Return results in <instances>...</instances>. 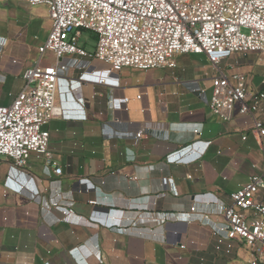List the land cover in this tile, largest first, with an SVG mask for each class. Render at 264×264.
Returning a JSON list of instances; mask_svg holds the SVG:
<instances>
[{
    "label": "crops",
    "instance_id": "1",
    "mask_svg": "<svg viewBox=\"0 0 264 264\" xmlns=\"http://www.w3.org/2000/svg\"><path fill=\"white\" fill-rule=\"evenodd\" d=\"M48 24L39 27L48 32ZM20 34H0V106H9L21 90L22 72L36 63L34 53L42 45L35 50ZM91 36L89 50L95 44ZM174 60L176 68L165 69L157 80V70L124 68L117 87L87 81L65 93L66 115L81 98L86 119H54L45 126L48 150L62 174L48 176L42 161L34 155L28 159L25 171L44 189L40 201L6 190L10 162L0 163V264H98L94 256L101 264H199L200 259L203 264H247L242 245L229 255L215 252L211 229L224 221L214 215L206 223L198 213L215 209L205 206L209 200L229 203V194L250 176L264 177V137L256 140L241 117L226 123L210 111L211 68L204 55ZM228 61L234 68L227 71L244 73L252 88L259 86L263 78L257 83L248 61L236 55ZM89 65L85 71L106 68L97 60ZM82 72L69 70L66 77L78 80ZM191 87L204 90V97ZM144 124L151 127L149 136L135 139ZM244 134L247 140L241 141ZM195 141L196 150L210 145L195 161L178 162ZM56 194L63 206L72 200L75 215L89 223H53L60 215L48 213L43 202ZM192 201L196 214L186 222L178 214L189 212Z\"/></svg>",
    "mask_w": 264,
    "mask_h": 264
},
{
    "label": "built area",
    "instance_id": "2",
    "mask_svg": "<svg viewBox=\"0 0 264 264\" xmlns=\"http://www.w3.org/2000/svg\"><path fill=\"white\" fill-rule=\"evenodd\" d=\"M5 2H21L30 8L45 6L50 22L46 40L37 50V62L22 72L21 90L9 106H0V163L10 162L6 190L40 201L44 192L40 179L25 171L32 155L42 161L48 176L62 174L48 150L50 135L45 126L54 119H86L81 98L74 102V111L68 110L73 117L66 115L63 100L70 89L77 91L87 81L117 87V74L124 68L174 70L177 55H204L211 68L210 111L226 123L241 117L246 131L256 140L264 137V79L252 88L246 74L227 71L234 68L227 64L232 55L256 54L264 62V0H0ZM82 32L95 37L93 50L79 42ZM2 47L0 43V56ZM48 52L54 57L53 63L43 61ZM91 60L106 68L85 71ZM71 68L83 70L78 80L67 79ZM190 91L205 95L198 87ZM158 96L163 97L164 91ZM123 102L128 99L123 98ZM150 129L145 124L140 126L134 138L147 139ZM193 133L200 135L198 129ZM246 140L247 135H242L241 141ZM196 144L192 142L188 154L178 162L195 161L210 145L205 143L196 150ZM63 201L56 194L43 202L48 213L57 211L60 215L53 223L88 222L75 215L72 200L64 206ZM192 203L189 212L178 214L186 222L196 214V204ZM204 204L215 209L198 213L201 220L208 223L216 215L224 221L211 229L216 238L215 252L229 255L235 245H242L249 254L247 264H264V177L250 176L245 185L229 194L227 204L217 200ZM94 258L101 264L98 257Z\"/></svg>",
    "mask_w": 264,
    "mask_h": 264
},
{
    "label": "rangeland",
    "instance_id": "3",
    "mask_svg": "<svg viewBox=\"0 0 264 264\" xmlns=\"http://www.w3.org/2000/svg\"><path fill=\"white\" fill-rule=\"evenodd\" d=\"M40 23L49 26L47 21V9L45 6H37L34 8L28 7L25 3L21 2H5L0 3V34H19L21 33V40L32 46L33 49L40 44H43L47 37V31L40 28ZM25 29V30H24ZM92 34L89 32H82L79 42L84 43L87 49H91ZM36 57L33 60L37 62L39 55L35 52ZM242 62L248 61L252 65V75L256 78L257 83L260 79H264V62L259 60L258 55L250 54L246 57L238 56ZM43 61L45 63H53L54 57L51 53H47ZM250 61V62H249ZM233 64L232 61L227 64ZM228 69L227 67H225ZM70 70H73L72 68ZM156 78L164 77L163 72L165 69H156ZM151 72V71H148ZM235 264H246L244 262H236Z\"/></svg>",
    "mask_w": 264,
    "mask_h": 264
},
{
    "label": "bare ground",
    "instance_id": "4",
    "mask_svg": "<svg viewBox=\"0 0 264 264\" xmlns=\"http://www.w3.org/2000/svg\"><path fill=\"white\" fill-rule=\"evenodd\" d=\"M69 92H70V90H69Z\"/></svg>",
    "mask_w": 264,
    "mask_h": 264
}]
</instances>
